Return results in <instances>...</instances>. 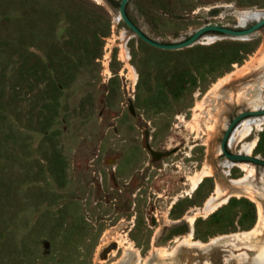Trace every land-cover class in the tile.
<instances>
[{"label": "rangeland", "instance_id": "obj_1", "mask_svg": "<svg viewBox=\"0 0 264 264\" xmlns=\"http://www.w3.org/2000/svg\"><path fill=\"white\" fill-rule=\"evenodd\" d=\"M116 7L110 0H0V135L8 136L0 142V176L20 180L0 200V264H226L225 254L246 256L241 252L251 258L264 249V204L259 210L228 188L226 202L194 215L190 225L187 216L203 206L217 178L206 176L191 190L189 177L208 161L225 186L244 173L233 167L224 174L219 140L235 114L264 108V26L249 37L199 38L166 50L132 36ZM242 9L264 11V0L127 5L143 32L164 42L206 24L231 26ZM31 53L41 55L46 74L30 67ZM228 73L234 78L218 89L229 99L211 114L205 105L196 109ZM253 139L252 154L264 158V125L246 141ZM254 167L247 185L264 199V166ZM190 226L204 242L252 230L229 250L182 244L164 254Z\"/></svg>", "mask_w": 264, "mask_h": 264}, {"label": "bare ground", "instance_id": "obj_2", "mask_svg": "<svg viewBox=\"0 0 264 264\" xmlns=\"http://www.w3.org/2000/svg\"><path fill=\"white\" fill-rule=\"evenodd\" d=\"M98 1L105 2V0H97V2ZM116 9H117V7H116ZM117 12H118V10H117ZM260 16H264V11L242 9L239 11V14L237 15V22L236 23H238L239 27H244V26L249 25L250 23L255 22L257 20V18H259ZM247 21H251V22H247ZM260 28H258V29H260ZM209 34H212V35H209ZM217 36H220V34L217 35L215 33H206V34L202 35L200 38L210 41V40H213L214 38H216ZM233 38H239V37H233ZM259 56L260 57H258L259 58L258 60L259 61L261 60L262 61L261 63H263L264 62V44L261 47ZM248 64H250V63H248ZM248 69H250V67H248L244 70H239L237 72L238 73H242V72L245 73ZM231 77H232L231 73H228L225 76L219 78L215 83H213L212 87L204 94L202 100L196 105V109H199L202 106L204 107V105H205V107L208 108V112L210 114L212 112H214V110H217L218 106L220 104H222V102L224 100L229 99V97H230L229 93L225 92V89H222V88L218 89V87L221 84H223L224 82H226L229 78L230 79L234 78V77H232V78ZM211 92H212L213 96L210 98L209 93H211ZM212 103L214 104L213 107H211ZM255 104H257V103H255ZM260 109H263V108H260ZM260 109H254V110H260ZM199 113H200V110H199ZM194 114H197V113H194ZM263 125H264V114L246 116V117H243L242 119H240L238 124L232 129V131L229 135V138L227 140L226 146H227L228 150L232 151L235 149L236 146L239 145L240 149L238 151L240 153L245 152V153H241V154L253 155L251 151L254 148L255 140L253 139L251 141H246V138L252 133V131L254 129L260 130ZM200 129H201V127H200ZM219 148H220V143H219ZM220 151H221V149H220ZM218 166H220V167L222 166L225 168V170H224L225 175H228L230 173V170L233 167H238L244 173L237 178H228V180H227L228 184H226V186H225L223 183H221L220 179L218 178L217 168L212 163H210L209 161L204 162L203 165L200 167V169L197 170L193 175H191L189 177L190 178L189 180L191 182L190 183L191 184V187H190L191 190L196 188V186L200 183V181L206 176H214L215 178H217L216 182H215L216 184H215L214 191L206 198L203 206L201 208L196 207L193 214L187 216V221L190 225H192L194 215H198V214L200 215L201 213H203V214L210 213L214 209H216L220 204L226 202L227 196L226 197H221V196L226 192V190L228 188H229V190H228L229 196L246 197V198L250 199L251 201L255 202L256 205L258 206L259 210L261 209V207L264 204V199H263V196L261 195V193L259 191H257L256 189H253L247 185V182L249 181L250 176L255 171L254 166H256V164L249 162V161H232V160L226 158V159L222 160L221 162H219ZM263 175H264V172H263ZM172 222H177V220H174ZM251 230L241 231L239 233L237 232V233L215 236V237L211 238L209 241L204 242L200 239H195L193 237V227L190 226V229L187 232V234L179 242H177L175 247H173V249L169 252H164V254H168V255L171 254L172 252H174V250H176V248L179 245H182V244L184 246L186 245V246H190L191 248L193 247V248H197V249H203L206 246H209L211 244H212V247H213V244H221L224 246V249H226L227 247L230 248V247H233L236 245V242H237L236 239H240L241 237L244 238L245 236H248L247 234ZM225 238H228V240H225ZM217 246H215V247H217ZM129 247L132 250V253L135 257L136 263H140L143 260V257L141 255L140 250L132 242L130 243ZM228 248H227V250H229ZM246 248L249 249L248 247H246ZM231 254L232 253L225 254V256L223 258L224 263H226V264H264V249H260L251 258H250V256H247L246 252L240 253V254H245L246 256H239V257H235V258L232 257ZM145 262H146V260H145ZM199 264H213V263L210 261H206L205 263L200 262Z\"/></svg>", "mask_w": 264, "mask_h": 264}, {"label": "water", "instance_id": "obj_3", "mask_svg": "<svg viewBox=\"0 0 264 264\" xmlns=\"http://www.w3.org/2000/svg\"><path fill=\"white\" fill-rule=\"evenodd\" d=\"M128 2L129 0L118 1L117 10H118L119 19H121L122 22L127 26L132 36L133 35L137 36L138 38H140L142 41L149 44L150 46L160 49L174 50V49H180L190 46L194 42H196L202 35L206 33H215L226 37H249V35H251L258 28L264 26V16H260L259 18H257L255 22L250 23L249 25L244 27H239L238 23H235L231 26L206 24L194 29L193 32H190L186 37H183L180 40L164 42L149 37L147 34H145L142 31V29L136 23L130 20L126 12V4ZM259 114H264V108L260 110H244L242 112L235 114L230 119L228 126L223 131L222 136L219 140L220 149H221L220 157H225L232 161H249L256 165L264 166V158H262L261 156H257L256 154L253 155L241 154L239 151L228 150L226 146L227 140L229 138L232 129L238 124L240 119L246 116L259 115Z\"/></svg>", "mask_w": 264, "mask_h": 264}, {"label": "trees", "instance_id": "obj_4", "mask_svg": "<svg viewBox=\"0 0 264 264\" xmlns=\"http://www.w3.org/2000/svg\"><path fill=\"white\" fill-rule=\"evenodd\" d=\"M110 2L112 4H114L115 6H118V1L116 2L114 0H110ZM128 3L126 4V12H127L128 16H129L130 20H132V22L135 23L134 19L131 17V15H129V13L127 11ZM42 55H46L47 59H48L47 61L49 63H51V57H50L49 49L45 48V50L42 51ZM28 57H29L28 62H30V67L34 71H36V72L42 71L45 74L47 73V71H48L47 65L42 62L41 55H36L34 53H31V54H29ZM7 137L8 136L6 134V131H3L2 134L0 135V142H1V140L3 141L4 139L8 140ZM14 178L13 177H7V179H6V178L0 176V200H3L4 197L12 196V191L15 192V186L14 185H15L16 182H19L20 180L19 179H14Z\"/></svg>", "mask_w": 264, "mask_h": 264}]
</instances>
